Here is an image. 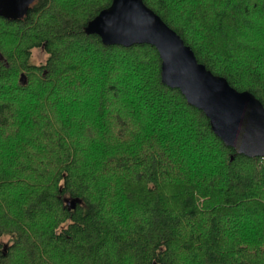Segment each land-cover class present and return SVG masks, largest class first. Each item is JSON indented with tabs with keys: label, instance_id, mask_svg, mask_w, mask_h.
I'll return each mask as SVG.
<instances>
[{
	"label": "trees",
	"instance_id": "trees-1",
	"mask_svg": "<svg viewBox=\"0 0 264 264\" xmlns=\"http://www.w3.org/2000/svg\"><path fill=\"white\" fill-rule=\"evenodd\" d=\"M112 1L0 17V264H264V157L163 82L155 46L85 32ZM144 1L264 104V0Z\"/></svg>",
	"mask_w": 264,
	"mask_h": 264
},
{
	"label": "water",
	"instance_id": "water-1",
	"mask_svg": "<svg viewBox=\"0 0 264 264\" xmlns=\"http://www.w3.org/2000/svg\"><path fill=\"white\" fill-rule=\"evenodd\" d=\"M36 0H0V17L21 19ZM85 32L105 45L155 46L162 59V80L180 89L188 102L204 111L227 146L251 158L264 157V104L250 91H239L200 63L191 46L144 0H113ZM21 81L26 83L23 74ZM70 203V208L75 207Z\"/></svg>",
	"mask_w": 264,
	"mask_h": 264
},
{
	"label": "rangeland",
	"instance_id": "rangeland-1",
	"mask_svg": "<svg viewBox=\"0 0 264 264\" xmlns=\"http://www.w3.org/2000/svg\"><path fill=\"white\" fill-rule=\"evenodd\" d=\"M261 25V24H260ZM246 31V30H245ZM247 34V33H246ZM241 36V33L240 35ZM256 48L259 49L262 53H264V39L257 41ZM47 54L43 49H36L33 54V62L37 64L44 63L46 61ZM259 65L261 66L262 70L264 71V62H260Z\"/></svg>",
	"mask_w": 264,
	"mask_h": 264
}]
</instances>
